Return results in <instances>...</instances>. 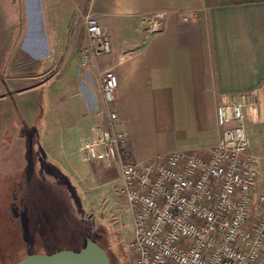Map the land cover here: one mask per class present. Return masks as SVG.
<instances>
[{
  "label": "crops",
  "instance_id": "crops-1",
  "mask_svg": "<svg viewBox=\"0 0 264 264\" xmlns=\"http://www.w3.org/2000/svg\"><path fill=\"white\" fill-rule=\"evenodd\" d=\"M157 14H164L159 30L150 22ZM87 15L100 18L112 50L83 66ZM109 69L118 77L119 127L134 161L209 154L220 136L219 103L253 89L258 103L246 126L251 152L264 156V0H0V100L31 132L28 159L41 154L68 175L123 185L119 165L88 161L82 147L93 127L106 124L101 77ZM43 90L52 95L47 135L32 95ZM46 139L50 157L39 145Z\"/></svg>",
  "mask_w": 264,
  "mask_h": 264
},
{
  "label": "built area",
  "instance_id": "built-area-1",
  "mask_svg": "<svg viewBox=\"0 0 264 264\" xmlns=\"http://www.w3.org/2000/svg\"><path fill=\"white\" fill-rule=\"evenodd\" d=\"M164 14L150 18L159 30ZM187 20V17H184ZM81 64L109 53L112 42L100 18L84 19ZM106 124L83 143L85 159L119 165L122 192L134 219L133 264H264V156L251 152L246 114L257 90L234 92L217 106L220 136L209 154L174 151L134 161L119 127L118 77H101Z\"/></svg>",
  "mask_w": 264,
  "mask_h": 264
},
{
  "label": "rangeland",
  "instance_id": "rangeland-1",
  "mask_svg": "<svg viewBox=\"0 0 264 264\" xmlns=\"http://www.w3.org/2000/svg\"><path fill=\"white\" fill-rule=\"evenodd\" d=\"M32 95L40 106L37 124L47 135L52 95L47 90ZM8 103L0 100V154L7 157H0V264H15L33 253L75 250L89 239L105 248L112 264H133L134 219L122 186L102 187L90 175H68L41 154L28 159L34 150L25 135L31 132L18 128L22 118ZM44 142L39 145L50 157L52 143Z\"/></svg>",
  "mask_w": 264,
  "mask_h": 264
},
{
  "label": "water",
  "instance_id": "water-1",
  "mask_svg": "<svg viewBox=\"0 0 264 264\" xmlns=\"http://www.w3.org/2000/svg\"><path fill=\"white\" fill-rule=\"evenodd\" d=\"M15 264H111V260L101 244L89 239L78 251L64 249L52 254L33 253Z\"/></svg>",
  "mask_w": 264,
  "mask_h": 264
},
{
  "label": "trees",
  "instance_id": "trees-1",
  "mask_svg": "<svg viewBox=\"0 0 264 264\" xmlns=\"http://www.w3.org/2000/svg\"><path fill=\"white\" fill-rule=\"evenodd\" d=\"M95 241H96V240H95ZM86 243H87V241L84 242V245H83L81 248H78V249H75V250L78 251V250L82 249L83 247L86 246ZM52 253H54V252H52ZM52 253H47V254H52ZM25 257H26V256H25ZM25 257H24V258H25ZM24 258H23V259H24ZM111 264H112V263H111Z\"/></svg>",
  "mask_w": 264,
  "mask_h": 264
}]
</instances>
